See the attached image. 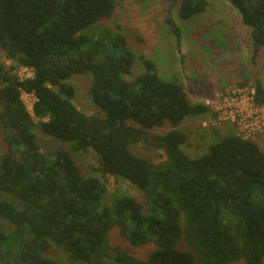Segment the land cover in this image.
Instances as JSON below:
<instances>
[{"label": "trees", "instance_id": "16d2710c", "mask_svg": "<svg viewBox=\"0 0 264 264\" xmlns=\"http://www.w3.org/2000/svg\"><path fill=\"white\" fill-rule=\"evenodd\" d=\"M230 3L252 31L255 57L264 48V0ZM208 6L181 0L178 15L188 20ZM116 8L115 0H0V49L34 71L21 81L0 63L8 147L0 159V264H60L48 255L53 247L70 264H264V152L228 134L207 153L187 156L181 148L188 137L177 128L210 109L192 103L178 82L162 79L144 55L145 73L125 79L136 56L119 32L101 25ZM167 23L181 43L180 29ZM85 74L93 80L97 116L73 103L69 81ZM254 88L263 103L264 85L256 81ZM22 92L37 99V123ZM167 124L171 131L153 137L166 162L133 153L132 144ZM37 132L59 141L58 157L40 152ZM90 150L100 157L102 175L128 181L145 201L117 194L109 203L103 180L84 177L74 158ZM115 230L145 253L109 246Z\"/></svg>", "mask_w": 264, "mask_h": 264}, {"label": "rangeland", "instance_id": "374dc122", "mask_svg": "<svg viewBox=\"0 0 264 264\" xmlns=\"http://www.w3.org/2000/svg\"><path fill=\"white\" fill-rule=\"evenodd\" d=\"M115 1L117 8L114 16L101 25L119 32L136 56L130 76L125 77L127 81L145 73L139 58L144 55L155 63L162 79L182 85L192 103L220 104V113L211 110L209 114L187 118L177 128L188 137V143L181 148L187 156L197 158L207 153L212 143L228 134L248 137L253 123H264V105L254 102L251 94L256 81L264 85V48L254 57L252 31L242 23L230 0H206L209 3L206 11L188 20H182L178 15L181 0ZM168 19L180 29L181 43H177ZM0 63L13 68L18 77L23 74L20 70L22 66L8 60L1 49ZM92 82V77L86 74L74 75L69 81L76 91L73 100L76 108L85 115L97 116L99 111L89 95ZM237 90H242V93H237ZM261 128L262 131L252 135V141L264 152V128ZM171 130L172 126L167 124L152 131L147 138L131 145L133 153L155 165L166 162L165 152L157 146L153 137ZM37 136L42 137L39 132ZM7 151L0 120V159ZM74 158L84 177L103 180L109 203L117 194L145 201L144 195L128 181L102 175L98 171L100 157L96 152L77 153ZM2 198L11 199L7 195ZM108 244L130 251L136 249L128 246L117 230L111 233ZM136 250L141 256L145 253L144 248ZM48 255L60 264H70L62 249L53 247Z\"/></svg>", "mask_w": 264, "mask_h": 264}, {"label": "built area", "instance_id": "2783aa9c", "mask_svg": "<svg viewBox=\"0 0 264 264\" xmlns=\"http://www.w3.org/2000/svg\"><path fill=\"white\" fill-rule=\"evenodd\" d=\"M20 70H22L23 74L30 71V73L28 75H23V74L19 75V79L21 81L22 80H27V79H32L34 77L33 69L26 68V67L22 66V68H20ZM241 91L242 90H237V93H242ZM251 94H252L254 102H256L258 105H260V104L264 105V102L263 103H258L256 101V99H255V88L253 89ZM21 99H22V101H23V103H24L29 115L31 116V119L34 121V123H37L39 121V119L36 117V115L34 113V104L37 101L35 95L22 92ZM240 103L241 102H239V104ZM205 105L210 109V112H211V110H213V111H216L217 113H220V111H219V110H221L220 104L214 103V102H206ZM261 127L264 128V123L262 124L261 122H257V123L255 122V123L252 124V126L249 129L248 137H244V136H240V135H238V136L242 137L245 140H251L252 141L253 140L252 135H255L259 131H262Z\"/></svg>", "mask_w": 264, "mask_h": 264}, {"label": "water", "instance_id": "95a60500", "mask_svg": "<svg viewBox=\"0 0 264 264\" xmlns=\"http://www.w3.org/2000/svg\"><path fill=\"white\" fill-rule=\"evenodd\" d=\"M35 144L41 153L48 156L56 155L59 151V141L54 138L36 137Z\"/></svg>", "mask_w": 264, "mask_h": 264}, {"label": "flooded vegetation", "instance_id": "af4514ba", "mask_svg": "<svg viewBox=\"0 0 264 264\" xmlns=\"http://www.w3.org/2000/svg\"><path fill=\"white\" fill-rule=\"evenodd\" d=\"M58 154V153H57ZM52 155V156H49V157H51V158H55V157H58V155ZM48 156V155H47Z\"/></svg>", "mask_w": 264, "mask_h": 264}]
</instances>
